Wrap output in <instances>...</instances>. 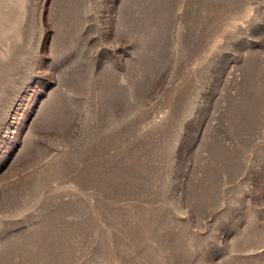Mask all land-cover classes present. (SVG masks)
I'll use <instances>...</instances> for the list:
<instances>
[{"label":"rangeland","instance_id":"obj_1","mask_svg":"<svg viewBox=\"0 0 264 264\" xmlns=\"http://www.w3.org/2000/svg\"><path fill=\"white\" fill-rule=\"evenodd\" d=\"M0 264H264V0H0Z\"/></svg>","mask_w":264,"mask_h":264}]
</instances>
